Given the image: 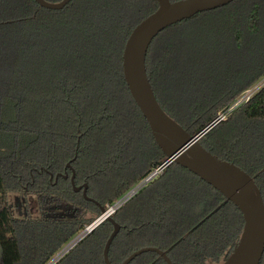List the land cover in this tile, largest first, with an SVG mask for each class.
Instances as JSON below:
<instances>
[{"label": "trees", "instance_id": "obj_1", "mask_svg": "<svg viewBox=\"0 0 264 264\" xmlns=\"http://www.w3.org/2000/svg\"><path fill=\"white\" fill-rule=\"evenodd\" d=\"M156 7V0H70L61 9L44 8L34 0H0V264H46L99 216L100 206L114 204L151 168L165 162L128 92L121 67L126 38ZM225 10L220 19L228 28L222 32L239 48L245 32L259 30L258 0H234L172 24L147 50L146 73L158 103L192 135L264 75L262 63L249 77L205 86L185 107L178 102L180 89L168 93L160 66L163 40L168 37L165 41L172 45L175 33L186 24ZM122 106L132 126L140 133L146 129L154 152L129 179L96 187L89 173V150L109 140ZM199 141L217 158L252 176L264 202V86ZM67 162L74 170V185L86 183L87 196L96 202L73 190ZM173 166L184 173L188 197L182 200L175 189L171 201L165 202L155 189L152 201L141 205L136 198L156 183L155 178L117 207L111 216L120 229L108 249L112 264L143 246L164 250L173 264H218L236 244L243 225L237 207L173 161L161 175ZM179 226H184L180 232L171 231ZM112 228L103 220L54 264H105L103 248ZM128 264L166 262L146 251ZM258 264H264V250Z\"/></svg>", "mask_w": 264, "mask_h": 264}, {"label": "water", "instance_id": "obj_2", "mask_svg": "<svg viewBox=\"0 0 264 264\" xmlns=\"http://www.w3.org/2000/svg\"><path fill=\"white\" fill-rule=\"evenodd\" d=\"M48 9H61L70 0H34ZM157 7L145 16L131 30L125 40L121 67L128 92L145 119L156 145L165 154V165L173 161L192 172L218 190L240 211L243 225L238 240L228 256L218 264H258L264 250V202L252 176L242 168L224 159L217 158L199 141L213 125L210 123L199 133L192 135L176 120L170 117L158 103L149 82L145 58L148 47L156 35L166 27L192 17L193 15L222 7L234 0H156ZM70 183L74 191L81 190L86 200L96 202L86 194L87 184L74 185V170L70 162ZM67 177V173L63 174ZM114 204L100 206V214L83 230L88 233L103 220L112 223V230L104 244L103 260L108 259L111 241L120 229L113 220ZM156 252L166 264H173L164 250L155 246H144L130 253L120 264H128L137 255Z\"/></svg>", "mask_w": 264, "mask_h": 264}, {"label": "rangeland", "instance_id": "obj_3", "mask_svg": "<svg viewBox=\"0 0 264 264\" xmlns=\"http://www.w3.org/2000/svg\"><path fill=\"white\" fill-rule=\"evenodd\" d=\"M258 2L261 16L259 30L254 34L245 32L239 48L227 42L222 32L228 28L220 19L226 10L186 24L175 33L172 45L169 40L165 41L168 37L163 40L164 47L159 50L160 66L163 68L161 74L164 73L162 77L169 94L174 95L171 91L177 90L183 93L178 100L180 105L187 106L196 95L205 91V86L211 88L234 78L236 80L241 75L249 77L264 63V0ZM9 63H13V59L9 60ZM183 71L185 77L179 74ZM122 110L123 106L120 108L116 126L108 132L109 140H101L99 144L93 146L94 149L89 150L91 160L89 173L93 175L96 187L117 184L122 179H129L142 169L154 152L146 129L142 128L140 133L136 126L130 124L129 116L127 118L121 113ZM161 173L162 171L155 177L156 183L150 189L145 188L136 198L141 205L152 201L150 198L155 189L158 191L156 196L163 194L165 202L171 201V194L175 189L182 200L188 197L189 184L178 167L173 166L163 175ZM191 191L195 193L194 190ZM158 200L162 204L160 198ZM183 227L179 226L178 229L171 227V231L180 232Z\"/></svg>", "mask_w": 264, "mask_h": 264}, {"label": "built area", "instance_id": "obj_4", "mask_svg": "<svg viewBox=\"0 0 264 264\" xmlns=\"http://www.w3.org/2000/svg\"><path fill=\"white\" fill-rule=\"evenodd\" d=\"M264 86V75L258 78L252 85L244 89L239 93V95L229 104L227 107L218 112L215 119L211 122L215 125L220 120L224 119L227 114L233 111L238 106L247 102L258 90ZM165 162L160 165L154 166L151 170L143 176L137 183H135L131 188H129L115 203L113 209L119 207L122 203L131 198L140 189H142L146 184L151 182L157 174L163 170L165 167ZM86 232L84 230L76 234L71 240H69L51 259L48 260L46 264H54L61 256H63L69 249H71L84 235Z\"/></svg>", "mask_w": 264, "mask_h": 264}, {"label": "flooded vegetation", "instance_id": "obj_5", "mask_svg": "<svg viewBox=\"0 0 264 264\" xmlns=\"http://www.w3.org/2000/svg\"><path fill=\"white\" fill-rule=\"evenodd\" d=\"M69 170H70V169H69ZM64 173H67V172H66V169L64 170Z\"/></svg>", "mask_w": 264, "mask_h": 264}]
</instances>
